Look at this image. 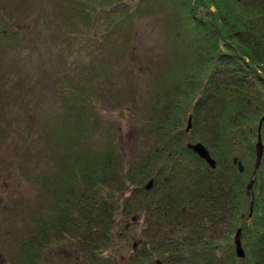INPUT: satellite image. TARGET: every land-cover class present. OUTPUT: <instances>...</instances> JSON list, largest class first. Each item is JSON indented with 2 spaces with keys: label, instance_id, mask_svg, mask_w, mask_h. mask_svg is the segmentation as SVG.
I'll return each instance as SVG.
<instances>
[{
  "label": "trees",
  "instance_id": "16d2710c",
  "mask_svg": "<svg viewBox=\"0 0 264 264\" xmlns=\"http://www.w3.org/2000/svg\"><path fill=\"white\" fill-rule=\"evenodd\" d=\"M62 3L84 25L107 15V31L164 13L166 55L146 77L141 108L120 107L113 99L111 108L139 121L147 142L130 158L114 124L103 121L105 108H99L101 98L112 101L105 91L109 76L98 80L103 87L92 76L83 87L67 79L54 82V97H63L65 105L54 137L65 150L52 174L37 173L49 199L12 229L13 263L53 264L60 248L77 253V260L67 258L70 264H122L114 250L116 218L125 219L126 230L133 216H142V242L135 250L131 246L124 264H144L153 256L163 264H264V152L255 169L254 147L264 115V0ZM16 10L14 0L0 2L6 14H0V54L18 48L11 46L28 29ZM9 40L10 46L4 43ZM105 63L101 72L107 71ZM126 91L137 98L133 85ZM261 133L264 144V121ZM187 142H201L216 167ZM239 227L244 258L236 257L231 235Z\"/></svg>",
  "mask_w": 264,
  "mask_h": 264
},
{
  "label": "rangeland",
  "instance_id": "374dc122",
  "mask_svg": "<svg viewBox=\"0 0 264 264\" xmlns=\"http://www.w3.org/2000/svg\"><path fill=\"white\" fill-rule=\"evenodd\" d=\"M14 2L17 5L14 15L21 16L28 29L11 46L18 48L0 54V264H14V251L10 248L14 239L12 229L33 217L48 202L49 196L38 186L37 173L52 174L58 166V154L65 150L54 137L65 111L63 97H54V82L67 79L83 87L93 77L97 80L95 85L103 87L98 80L107 74L109 77L104 79L110 83L105 91L112 101L101 98L98 107L105 108L101 109L103 121L114 124L122 139L120 145L130 158L133 152L142 151L147 142L140 132L139 121L119 115L117 109L111 108L113 99L116 96L120 107L134 104L141 108L145 100L139 93L147 88L146 77L155 73V65L166 55L162 50L164 13H152L137 21L132 18V23L124 22L114 27L115 31L111 28L107 31L110 21L107 15L84 25L83 19L73 13L72 7L66 8L62 0ZM127 35V47L116 52L115 47ZM4 43L10 46L12 41ZM103 62H107L106 72L100 70ZM127 75L131 80L126 81ZM130 84L137 98L128 95ZM123 223L125 219L117 216L113 230L114 250L122 264L132 253V242L137 241L136 237L141 240L138 236L144 220L141 216L128 222L126 230H122ZM218 235L223 237L224 233ZM58 253L60 258L53 264L77 260L74 256L77 253L71 250L59 248ZM157 258L153 256L146 262L154 264Z\"/></svg>",
  "mask_w": 264,
  "mask_h": 264
},
{
  "label": "water",
  "instance_id": "95a60500",
  "mask_svg": "<svg viewBox=\"0 0 264 264\" xmlns=\"http://www.w3.org/2000/svg\"><path fill=\"white\" fill-rule=\"evenodd\" d=\"M190 119H191V117H189V119H188L187 129L191 126ZM263 119H264V116H263L262 120ZM187 146L189 148H191L193 151H195L196 153H198L202 158H204L210 166L214 167L216 165L215 160L210 156L208 150L204 147V145L202 143H200V142L187 143ZM263 148H264V146H263V143L261 141L260 134H258L257 135V141L255 143L256 156H257L256 167L258 166V164L262 158ZM151 183H152V180H150L148 182L146 187L149 188ZM240 234H241V229L238 228L236 233H235V238H234L235 251H236V254L238 257H244L245 253H244V249H243L242 244H241ZM157 264H159V263L157 262Z\"/></svg>",
  "mask_w": 264,
  "mask_h": 264
},
{
  "label": "flooded vegetation",
  "instance_id": "af4514ba",
  "mask_svg": "<svg viewBox=\"0 0 264 264\" xmlns=\"http://www.w3.org/2000/svg\"><path fill=\"white\" fill-rule=\"evenodd\" d=\"M163 263V262H162ZM194 263H196V262H194Z\"/></svg>",
  "mask_w": 264,
  "mask_h": 264
}]
</instances>
